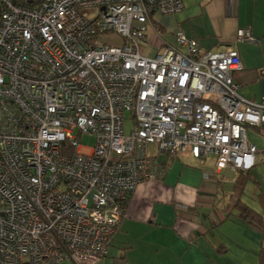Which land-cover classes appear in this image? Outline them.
<instances>
[{
	"label": "built area",
	"instance_id": "2783aa9c",
	"mask_svg": "<svg viewBox=\"0 0 264 264\" xmlns=\"http://www.w3.org/2000/svg\"><path fill=\"white\" fill-rule=\"evenodd\" d=\"M183 8L0 0V264L99 261L135 188L164 174L157 154L255 166L264 97L239 94L236 50L200 51L181 31L176 46L158 40L155 16Z\"/></svg>",
	"mask_w": 264,
	"mask_h": 264
},
{
	"label": "crops",
	"instance_id": "0c3cea01",
	"mask_svg": "<svg viewBox=\"0 0 264 264\" xmlns=\"http://www.w3.org/2000/svg\"><path fill=\"white\" fill-rule=\"evenodd\" d=\"M183 10L155 18L160 36L167 28L176 46L175 32L196 40L200 51L236 50L242 69L232 72L243 97H264V0H182ZM248 30L255 41H237V31ZM149 29L146 30L149 32ZM187 161L185 154L169 159L157 154L164 174L141 182L131 194L125 214L113 232L107 254L86 264H257L262 234L233 215L225 218L223 206L231 182ZM189 159V158H188ZM224 171L236 173L225 169ZM220 175V177H219ZM229 183L228 194L215 188ZM225 198V199H224ZM260 201V199H259ZM260 207L264 204L260 201Z\"/></svg>",
	"mask_w": 264,
	"mask_h": 264
},
{
	"label": "rangeland",
	"instance_id": "374dc122",
	"mask_svg": "<svg viewBox=\"0 0 264 264\" xmlns=\"http://www.w3.org/2000/svg\"><path fill=\"white\" fill-rule=\"evenodd\" d=\"M184 1H186V0H184ZM195 1H198V0H195ZM160 17H161L160 15L155 16L156 19L160 18ZM148 36H149V39L152 38L153 40L156 41L157 36L153 32V30H149ZM158 40L164 41L165 43L166 42L167 43L174 42V38L172 37L171 32L167 31L166 27L163 31H161ZM156 50L157 49L155 48L153 50V52H155ZM126 117H127V115H126ZM130 127H131V121L126 119L125 125H124L125 133H128ZM248 140L253 142L255 144L257 150H258L256 153V156H255V158H256L255 166L251 169V172L254 175L256 182L249 181L246 184L245 193L243 195V201L257 211H264V207H260V201H259V199L261 197V195H259V193L264 194V136H261L258 133H256V131L249 129L248 130ZM87 141H90V140H88L85 137H83L81 139V143L83 145L90 144V142H87ZM185 157H187L186 158L187 161L192 160L188 156V153H185ZM214 160H215V156L209 155L206 158L199 159L195 162H197V165L198 164L200 165V167L205 171V173L210 174L212 177L213 176L216 177V175L218 176V174L213 173L214 172V166H215ZM221 176H224V178L227 179L226 182H231L233 180V178L236 176V173H232V172L222 170ZM219 177H220V175H219ZM229 187H230V184L225 183L224 187H222V189L220 187L215 188V192L218 196L217 198L220 199L221 190H223L225 192V196H226L229 192V189H228ZM67 264H74V263H67Z\"/></svg>",
	"mask_w": 264,
	"mask_h": 264
},
{
	"label": "trees",
	"instance_id": "16d2710c",
	"mask_svg": "<svg viewBox=\"0 0 264 264\" xmlns=\"http://www.w3.org/2000/svg\"><path fill=\"white\" fill-rule=\"evenodd\" d=\"M251 169L236 172L231 184V191L223 206V212L225 218L235 215L241 221L257 229L262 234V240H264V211H257L243 201L246 184L249 181L256 182ZM259 195H261V203L264 204V194L259 193ZM257 264H264V244H261L258 250Z\"/></svg>",
	"mask_w": 264,
	"mask_h": 264
}]
</instances>
